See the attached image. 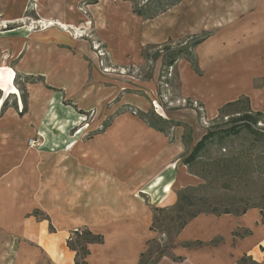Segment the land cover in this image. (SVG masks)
Returning a JSON list of instances; mask_svg holds the SVG:
<instances>
[{
	"label": "crops",
	"instance_id": "crops-1",
	"mask_svg": "<svg viewBox=\"0 0 264 264\" xmlns=\"http://www.w3.org/2000/svg\"><path fill=\"white\" fill-rule=\"evenodd\" d=\"M30 1L35 14L27 9ZM82 1L0 0V17L11 26L0 32V92L10 89L9 68L30 79L23 86L26 111L19 113V103L0 111V264H74L66 242L81 228L102 236L87 246L86 264H138L155 238L153 209L173 207L180 191L197 184L182 162L202 135L193 110L167 116L191 126L190 142L182 127L164 133L130 113H115L124 105L146 113L145 95H121L107 127H94L98 121L78 126L88 111L96 120L103 115L117 93L105 86L91 46L72 36L71 30L87 25ZM86 8L97 29H106L102 35L118 63L129 55L137 67L146 45L207 35L194 48L193 63L181 59L175 69L177 98L201 104L208 120L242 96L264 109V88L252 87L253 79L264 77V0H181L152 18L119 0ZM29 18L48 26L31 30ZM119 30L122 38L127 30L130 52L114 50ZM152 78L142 88L155 94L159 65ZM30 139L39 147H29ZM195 242L202 245L188 246ZM242 258L264 264L258 208L197 215L176 234L171 257L157 264H245Z\"/></svg>",
	"mask_w": 264,
	"mask_h": 264
},
{
	"label": "rangeland",
	"instance_id": "rangeland-1",
	"mask_svg": "<svg viewBox=\"0 0 264 264\" xmlns=\"http://www.w3.org/2000/svg\"><path fill=\"white\" fill-rule=\"evenodd\" d=\"M119 1L129 2L133 13L142 11L144 16L148 12L154 14L157 10L173 4V0ZM180 1L170 5V7L177 5ZM96 2L97 0H85L79 4L80 13L87 17V25L86 23L84 26L79 25L75 30H71V33L74 38L82 39L91 46V51L97 58L98 67L96 69L100 75L104 76L105 86H109V88L114 86L117 89V93L109 99L106 106L100 111V115L101 112L103 115L96 120L94 111H88L84 114L85 118L78 126L82 124L81 127H87L89 124L91 127L99 122L101 124L94 127H107L110 119V116H108L110 107L118 103L117 101L121 95H145L150 105V109L146 113L129 105H124L117 109L115 113H130L152 128H161L164 133H169L176 127H182L186 141L190 142L193 133L191 126L185 124L184 121L174 122L167 119V116L170 112L183 109L193 110L202 129V135L197 142L207 132H212L213 135L204 142V146L197 154L195 161L190 166H186L188 171L198 179L196 185L183 189L185 191L183 194L188 195L192 202V205L187 207L186 210L189 212L204 210L202 214H210L209 212L212 208H216L217 211L215 213L228 211L230 212L229 214L234 215L255 207L264 210V117L258 118L255 123L252 120L246 121L243 119L244 116H249L254 120L255 114L257 112L264 113V109H256L249 97L242 96L247 98L248 104L243 101L239 107V113L228 110L224 116L223 113L219 114L220 108L217 116L212 120H208L201 104L192 100L177 98L178 80L175 67L181 59L191 61L190 56L192 57L191 59H194L195 49H191L195 40L193 37L183 38L179 41L168 40L163 44L142 47L139 50L142 63L137 67L135 64L136 60L129 61L132 58L129 55L126 58L128 62H125V64L114 61L111 54L112 50L108 46L106 37L102 35H106L103 31L106 29L102 28L99 31L97 29L98 26L92 20V15L86 10L87 3L92 5ZM168 8L163 9L157 15ZM27 9L35 14V2L30 1ZM25 22V26L31 30H42L48 26L41 24V22L39 23V19L29 18L28 23L27 21ZM9 27L11 26L0 17V32ZM62 27V30L68 29L64 26ZM119 31L118 40L113 41V43H116L114 50L118 48L119 50L124 49L130 52V38L127 30L125 38H122L121 30ZM177 52H188L190 56L187 54L182 55L181 58L176 60L174 65H168L169 60ZM172 54L174 55L172 56ZM156 65L160 66V78L157 82L155 94H153L150 90L144 91L142 87L144 85L143 82L153 79L152 75ZM9 73L11 78L7 75L6 80L10 89L6 93L5 90L4 93L0 92V111H2L3 104L4 106L16 104L17 107V103H19V110L21 109L19 113H23L26 111L27 98L23 86L30 79L15 76V73L11 72V68H9ZM169 74L170 76H168ZM263 86L264 77L253 79L252 87L254 89H262L264 88ZM148 92L152 93V98L146 94ZM63 104L70 105L65 102ZM161 121H164V123H161ZM225 130H229L231 133L226 136L223 133ZM40 140L43 142L42 138ZM35 141L38 143V140ZM194 146L190 148V152L184 158H187ZM34 147L38 148L39 144ZM184 214L178 213L174 209L154 213L155 220L152 223V230L155 232V238L147 245L142 264H157L164 257H171L175 236L180 231V224L187 218Z\"/></svg>",
	"mask_w": 264,
	"mask_h": 264
},
{
	"label": "trees",
	"instance_id": "trees-1",
	"mask_svg": "<svg viewBox=\"0 0 264 264\" xmlns=\"http://www.w3.org/2000/svg\"><path fill=\"white\" fill-rule=\"evenodd\" d=\"M179 0H173V4H169L167 5L165 8H168L170 7V5H174L178 2ZM165 8H162L160 10H157L156 13L154 14H150L148 12V14H146L144 16V13L142 11H135V13L139 16H144L146 18H152L154 17L155 15H157L158 13L162 12L163 9ZM207 35H202L200 37H197L195 38L193 44H192V47L191 49H194L197 45H199L201 42H203L205 39H206ZM189 55L188 52H177V54H175V56L173 58H171L169 60V62L167 63L168 65H174V63L176 62V60L178 58H181L182 55ZM174 54H172L173 56ZM190 56V55H189ZM192 57L190 56V60L191 62L193 63L194 59H191ZM264 87V86H263ZM245 102L248 104V100L247 98L245 97H242V98H239L238 100L236 101H233V102H229L227 104H225L220 110H219V114H222L225 116L226 115V112L228 110H233L235 111L236 113H239V107L240 105L242 104V102ZM255 119L253 120V118H250L249 116H244V120L246 121H249V120H252L253 123L256 122V120H258V118L260 117H264V113H259L257 112L255 114ZM161 123H164V121H161ZM249 127V126H248ZM157 129L161 130V131H164L162 130L161 128L157 127ZM226 136L231 133L229 130H225L223 132ZM233 133H236V132H233ZM213 135L212 132H207L205 135L202 136V138L196 143V145L194 146L193 150L191 151V153L187 156V158H184L183 159V164L185 166H190L192 162L195 161L196 157H197V154L200 152V150L202 149V147L204 146V142L209 139L211 136ZM185 191L182 190L179 192L178 194V198H177V202L176 204L171 207V208H154L153 209V212L156 213V212H160L162 210H169V209H174L175 211H177L178 213H185L184 215L187 216L186 220L182 221V223L180 224V229L181 230L189 220L193 219L194 217H196L197 215L199 214H202L204 213V210H200V211H197V212H189L188 210H186L187 207H189L190 205H192V202L190 201V197L188 195H185L183 194ZM256 208V207H255ZM247 210V209H246ZM246 210H243L241 211L240 213H237L235 215H241V214H244L246 212ZM260 210V214L262 216V221L264 222V210L262 208H259ZM217 211L216 208H212V210L209 212L210 214H216V215H221V214H229L230 212L228 211H224V212H221V213H215ZM35 213V216H39V212H34ZM154 220H155V216H154ZM151 230H152V225H151ZM102 242V236L101 235H97V234H93L91 233L88 229L86 228H81V229H77L73 232H71V235L70 237L68 238L66 244H67V247L74 251L75 252V260H74V264H86V257L87 255L89 254V251H88V248L87 246L89 244H93V243H101ZM150 241L147 242V245L149 244ZM217 243V241H212L210 242L209 244H215ZM192 245H196V246H200L202 245V243L200 242H195V243H191L189 244L188 246H192ZM208 245V244H207ZM144 257V253H142L140 255V259H139V263L138 264H142V259ZM175 261L177 260H180V258H175L174 259ZM241 262L242 263H247L246 260L244 258L241 259Z\"/></svg>",
	"mask_w": 264,
	"mask_h": 264
},
{
	"label": "built area",
	"instance_id": "built-area-1",
	"mask_svg": "<svg viewBox=\"0 0 264 264\" xmlns=\"http://www.w3.org/2000/svg\"><path fill=\"white\" fill-rule=\"evenodd\" d=\"M168 76H170V74ZM37 145H38V143L34 139L28 140V146L29 147H34V146H37Z\"/></svg>",
	"mask_w": 264,
	"mask_h": 264
}]
</instances>
